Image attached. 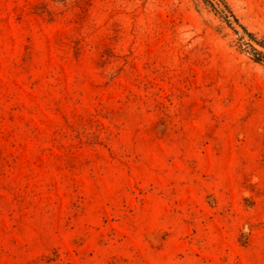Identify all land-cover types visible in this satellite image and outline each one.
I'll use <instances>...</instances> for the list:
<instances>
[{
  "label": "rangeland",
  "instance_id": "obj_1",
  "mask_svg": "<svg viewBox=\"0 0 264 264\" xmlns=\"http://www.w3.org/2000/svg\"><path fill=\"white\" fill-rule=\"evenodd\" d=\"M254 50L264 0H0V264H264Z\"/></svg>",
  "mask_w": 264,
  "mask_h": 264
},
{
  "label": "trees",
  "instance_id": "obj_2",
  "mask_svg": "<svg viewBox=\"0 0 264 264\" xmlns=\"http://www.w3.org/2000/svg\"><path fill=\"white\" fill-rule=\"evenodd\" d=\"M251 36V35H250ZM254 61L258 63H264V57L261 53L254 50Z\"/></svg>",
  "mask_w": 264,
  "mask_h": 264
}]
</instances>
